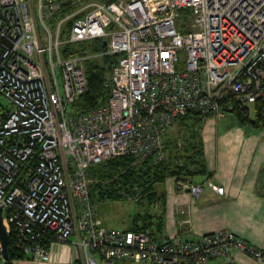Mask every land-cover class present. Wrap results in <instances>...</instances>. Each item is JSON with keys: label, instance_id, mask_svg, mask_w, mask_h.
I'll list each match as a JSON object with an SVG mask.
<instances>
[{"label": "built area", "instance_id": "2783aa9c", "mask_svg": "<svg viewBox=\"0 0 264 264\" xmlns=\"http://www.w3.org/2000/svg\"><path fill=\"white\" fill-rule=\"evenodd\" d=\"M97 38L105 49L62 56L65 44ZM109 54L117 61L107 102L70 115L89 87L85 62ZM231 94L241 111L264 96V0H0V97L8 99L0 102V215L22 260H51L37 241L50 230L51 244H71L82 264L233 263L239 254L264 264V250L226 228L163 242L108 228L90 198V164L125 154L162 160L164 136L181 117L222 119ZM175 186L195 197L204 188L189 178Z\"/></svg>", "mask_w": 264, "mask_h": 264}, {"label": "trees", "instance_id": "16d2710c", "mask_svg": "<svg viewBox=\"0 0 264 264\" xmlns=\"http://www.w3.org/2000/svg\"><path fill=\"white\" fill-rule=\"evenodd\" d=\"M98 1L111 2L115 0ZM189 13L190 9L182 10V19L178 24L179 29L182 31L190 26ZM63 14L64 12H59L56 19H60ZM72 24L73 20H69L64 24L63 38L68 37ZM103 41V39L97 38L76 44H65L62 48V56L67 58L80 53L101 51L104 49ZM116 61L117 56L109 54L101 59H89L85 62L89 87L77 101L68 105L67 112L70 115L80 116L107 102L110 91L105 83L106 76ZM221 103L225 109L231 108L232 112L237 113L240 126L253 130L264 128V96L257 99L251 104V107H247L244 111L234 105L236 99L232 94L222 99ZM231 104H233L232 107H230ZM211 114L191 113L181 117L176 123L175 133L169 131L164 136L163 149L165 157L162 160H156L153 155L139 159L134 155L125 154L90 164L86 172L89 178L93 209L96 202L132 201L136 204L137 211L130 216L129 222L121 230L149 232L153 238L161 242L178 237L179 235L165 238L167 226L166 182L170 178H189L194 182H200L201 177L209 173L203 128ZM96 216L100 219L98 214ZM55 239L54 232L46 230L37 241L45 248L50 249L51 243ZM8 257L9 260L5 259L4 264H13L14 260L27 257L16 246L14 229L9 234ZM212 261L232 264L220 259H211L206 264ZM74 264L82 263L77 260Z\"/></svg>", "mask_w": 264, "mask_h": 264}, {"label": "crops", "instance_id": "0c3cea01", "mask_svg": "<svg viewBox=\"0 0 264 264\" xmlns=\"http://www.w3.org/2000/svg\"><path fill=\"white\" fill-rule=\"evenodd\" d=\"M219 120L207 119L203 128L209 173L200 179L204 187L201 194L195 197L190 191H179L174 178L166 182L165 238L179 235L197 240L206 233L226 228L264 250V128L246 129L236 123L219 132L215 129ZM209 179L224 186V193L210 187ZM50 252L49 261L17 259L13 264H74L76 261L69 243L55 242ZM232 264L258 263L239 254Z\"/></svg>", "mask_w": 264, "mask_h": 264}, {"label": "rangeland", "instance_id": "374dc122", "mask_svg": "<svg viewBox=\"0 0 264 264\" xmlns=\"http://www.w3.org/2000/svg\"><path fill=\"white\" fill-rule=\"evenodd\" d=\"M0 102L8 104V99L0 97ZM251 107V105H250ZM216 118L213 114L208 119ZM238 123V115L236 112L228 111L226 116L215 123V129L219 132H224L234 124ZM175 129L171 130L175 133ZM94 210L100 217L105 226L115 229H122L124 225L129 222L130 216L137 211L136 204L132 201L122 200L120 202H96L94 203ZM5 259L0 253V264H4ZM208 264H221L219 261H212Z\"/></svg>", "mask_w": 264, "mask_h": 264}, {"label": "water", "instance_id": "95a60500", "mask_svg": "<svg viewBox=\"0 0 264 264\" xmlns=\"http://www.w3.org/2000/svg\"><path fill=\"white\" fill-rule=\"evenodd\" d=\"M107 40L103 41V48L107 47ZM227 111H232L231 108L227 109ZM0 212H2V208H0ZM8 241H9V234L7 232V228L5 223L3 222V217L0 215V243L3 249V257L6 260H9L8 257Z\"/></svg>", "mask_w": 264, "mask_h": 264}]
</instances>
